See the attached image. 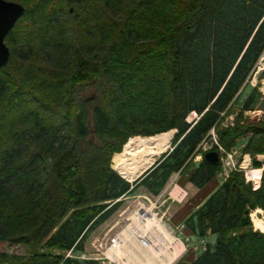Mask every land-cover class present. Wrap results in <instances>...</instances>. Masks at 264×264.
Wrapping results in <instances>:
<instances>
[{"label":"trees","instance_id":"16d2710c","mask_svg":"<svg viewBox=\"0 0 264 264\" xmlns=\"http://www.w3.org/2000/svg\"><path fill=\"white\" fill-rule=\"evenodd\" d=\"M14 1L23 12L0 66V240L40 249L0 250V264H101L63 251L90 249L128 195L155 197L174 172L187 174L185 188L204 186L220 162L193 156L210 128L226 150L249 134L241 151L264 160V117L241 118L256 87L220 124L264 46V0ZM172 128L170 148L131 182L110 167L118 152L112 167L132 179L150 163L137 167L130 153ZM256 206L264 169L254 189L231 169L183 218L192 235L215 236L186 264H264Z\"/></svg>","mask_w":264,"mask_h":264},{"label":"rangeland","instance_id":"374dc122","mask_svg":"<svg viewBox=\"0 0 264 264\" xmlns=\"http://www.w3.org/2000/svg\"><path fill=\"white\" fill-rule=\"evenodd\" d=\"M253 85H255L257 87V90L262 95L259 97V102H257L255 105H253L252 108L242 109L241 118L258 121L264 117V108H263V104L260 101V100H264V55H263V58L258 63H256V65L254 66V68L250 72L249 76L247 77V79L245 81V86H247V87L242 89L238 99L233 103L232 112L227 113L223 117V119L220 122L221 126H225L227 124H232L234 114L239 110L242 98L247 93L249 87H251ZM91 91H92V88L84 90L82 95L83 96L89 95V92H91ZM248 109H256V110L249 113L247 111ZM257 109L262 110L263 113L260 114L259 111H257ZM194 116H195L194 113L190 112L187 114L186 119L190 120ZM171 130H174V128H172ZM136 135H141V134H136ZM150 135H152V134H150ZM248 135L249 134H246V136L238 137L236 139L235 144L232 145L230 147V149L226 150V149H223L221 147V145L217 143L216 135H215L213 129L212 128L209 129L207 136H205L203 138V140L201 141V144H199L198 147L196 148V151H195L194 156H193L194 157L193 160H198L200 158V153H202L204 151V149H209V147L211 146V143H216L217 149H218V156H219L218 160L220 163H219V168L216 171L215 175L204 186H202L198 189L193 185L190 188L189 187L185 188L184 183L186 181V176H187L186 173H181L180 175H178L177 172H174L169 176V178H172L171 183L173 184L172 188L170 189L171 192L169 191L171 193V195L175 196V194L180 190L181 187L184 188L185 192H186L185 196L180 201L171 200L170 197H167L168 194H166V192H163L159 198L165 197L164 205L163 206L162 205L156 206V209L158 210V212H159V208H161V209L168 208V212H167L168 218L166 217V214H164L162 220L164 222L167 220L166 222L171 226L174 235H176L178 237L177 239L179 241H180V239H184L183 243H184L185 249L182 251V254L180 255L181 257L180 256H179L180 258L175 257L173 259V261L171 262V264H186L192 257L195 256V254H197L198 251H200L202 248H204V246L206 245L205 243H212L214 241L215 236L213 233H210L207 231L202 237H196V236L192 235L185 228L184 225L180 227V224L183 222V218L193 208H195L202 201V199L209 193L211 188L223 179L225 174H227L230 171V168L232 167V165L234 166V165L238 164L241 161L242 155L244 153H248L250 166L255 167L251 161L252 157H255L256 159L260 160L259 166L262 168V170L264 169V162H263L264 160H263V154L262 153L257 152V153L251 154L248 151H241V147L249 139ZM131 136H135V135H131ZM151 140H153V139H151ZM169 145H170V142H169L166 149H168ZM139 146H137V147H139ZM144 146H147V145H144ZM122 149H123V147L121 148V150ZM150 149L155 150L156 145L153 144V147ZM135 152L136 151L134 149L130 153L129 160L131 163H133L137 167H140V166L147 164V163H151L159 155V154L152 155V156L147 157V159H145V160H140L137 157H135ZM115 153H118V152H115ZM115 153H113L111 155L113 156ZM112 156L110 157V167L121 175V173L118 170H116L112 167V162H111ZM232 169H235V168H232ZM236 170L241 171L243 179H244L243 171L241 169H236ZM174 183L177 185H175ZM248 183L251 186L250 181H248ZM140 188H142V187L138 186L136 188V191H138ZM133 194L134 195H131V194L128 195L130 197V204L128 207L126 206L123 208L126 210L122 214L118 215V217L115 220L116 223H114L113 226L111 227L112 229L115 230L119 225H121V224L123 225L126 222L125 215L128 214L127 211L132 208V206L136 200H138V199L144 200V198L141 197V195L146 194V193H144L143 191H138V192H134ZM138 194H140V196H138ZM131 199L133 202H131ZM260 209H261L262 213L260 214V213H257V211H256L257 216L264 215V210H262V208H260ZM252 210H253V208H251L249 210V212H251ZM98 231H99V228L96 229L94 233H96ZM108 233H110V232H108ZM106 237L107 236L105 234H102L101 236H97L96 238L98 241L101 242V244H104ZM200 239L203 240V243L199 242ZM186 243H188V244H186ZM96 245H98V244H96ZM37 249H40V248L37 246L29 247V246H25L23 244L10 243V242L4 241V240H0V250H4V251H11V252H15V253H24L27 251L37 250ZM43 250H44V248H43ZM66 250L63 251L64 256H65V253L67 252ZM75 253H77V251L72 250V254H75ZM102 261H103V263L100 261L101 264H113L112 262H107L105 259H102Z\"/></svg>","mask_w":264,"mask_h":264},{"label":"built area","instance_id":"2783aa9c","mask_svg":"<svg viewBox=\"0 0 264 264\" xmlns=\"http://www.w3.org/2000/svg\"><path fill=\"white\" fill-rule=\"evenodd\" d=\"M263 55H264V46L262 50L260 51L259 55L257 56L256 60L254 61L247 77L249 76L250 72L252 71L256 63H258L263 58ZM254 110L256 109H248L247 111L250 113V112H253ZM257 111H259L260 114L263 113V111L260 109H257ZM201 141L199 144H201ZM231 168L241 169L244 174V180L250 181L252 188H255L258 185L261 167L250 166L248 153H244L242 155L241 161L234 166L232 165ZM256 168L259 169V171H258L257 176L254 178L251 176V172L253 169H256ZM140 194H138V196H140ZM160 196L161 194H158L155 197H151L148 194H142L141 197H143L144 200L138 199L135 201L132 208L127 211L128 214L126 213L127 215H125L126 222L123 225L122 224L119 225L117 229L107 234V232L113 226V224L116 223L115 221L114 223L110 224L106 228L105 232L102 233L107 236L104 244H101V242L98 241L97 238L95 237L91 241V244H92L91 249H88V250L83 249V250H80L76 254H72L71 247H70L66 250L67 252L65 253V256H76L79 258L105 259L107 262H112L113 264H119L117 260L111 256V254H113V251L116 250V246H118L119 244H129L131 241H133L134 244H138L139 246L146 245V242L149 241L150 238H152L153 241L156 242L157 238L154 237V234H155V228H157L159 224L163 226L164 229L169 231L167 225L162 220L165 210L159 208V212H158V210L156 209L157 205L161 206L163 205L165 201V197L159 198ZM182 196H183V193H181V196L179 198H181ZM167 197L175 198L171 196L169 192H168ZM257 210L260 214L262 213L261 209H257ZM121 212L119 214H121ZM260 218H262V220L264 221V215H261ZM253 227L257 228L259 231L264 232V228L262 229L260 227L255 226L254 224H253ZM133 248L134 247H132V249ZM132 249L129 252V255L127 258L129 259L128 263L129 262L137 263L139 261L138 257L132 258L133 256ZM123 254H124V250L123 251L120 250L119 252L114 253V255H117L120 261L121 259L124 258Z\"/></svg>","mask_w":264,"mask_h":264},{"label":"bare ground","instance_id":"6f19581e","mask_svg":"<svg viewBox=\"0 0 264 264\" xmlns=\"http://www.w3.org/2000/svg\"><path fill=\"white\" fill-rule=\"evenodd\" d=\"M172 133L173 130H169L163 133L155 134L152 137L153 140H151V143L156 145V149L153 150L147 146L140 145L136 148L135 157L140 160H145L149 156L160 154L167 148ZM258 171L259 169L257 168L253 169L251 176L255 178L258 174ZM250 218L255 226L262 229L264 228V221L262 218L256 216L253 211L250 212ZM154 237L157 238L156 242L150 238V240L146 242V245H140L141 247L138 244H134L133 241H131L129 244H119L116 246V250L113 251L111 256L114 257L119 264H169L182 252V250H184V244H182V242H180L177 237L173 236L160 224L157 226V228H155ZM132 247L134 248L132 249ZM131 249L133 253L132 258L138 257L139 261L137 263H128L129 259L127 258ZM120 250H124V258L121 259V261L118 259L117 255H114V253H117Z\"/></svg>","mask_w":264,"mask_h":264},{"label":"water","instance_id":"95a60500","mask_svg":"<svg viewBox=\"0 0 264 264\" xmlns=\"http://www.w3.org/2000/svg\"><path fill=\"white\" fill-rule=\"evenodd\" d=\"M22 12H23V5L21 3L14 0H0V66L4 65L7 62L9 56L8 46L4 42V37L9 31V29L13 26L15 21L21 16ZM90 96L91 95L85 96V99H87V97ZM174 131L175 129L173 130V132ZM202 155L203 158L209 162H215L218 160V154L213 149H208L204 151ZM153 162L154 160L148 166H146L142 171H140L137 175H135L132 179L129 180L130 181L134 180Z\"/></svg>","mask_w":264,"mask_h":264},{"label":"crops","instance_id":"0c3cea01","mask_svg":"<svg viewBox=\"0 0 264 264\" xmlns=\"http://www.w3.org/2000/svg\"><path fill=\"white\" fill-rule=\"evenodd\" d=\"M112 159V158H111ZM169 214V213H168ZM167 225L171 228V226L167 223ZM171 230H172V228H171Z\"/></svg>","mask_w":264,"mask_h":264}]
</instances>
